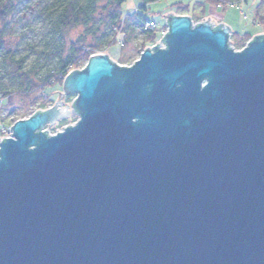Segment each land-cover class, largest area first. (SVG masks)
<instances>
[{"label":"water","instance_id":"water-1","mask_svg":"<svg viewBox=\"0 0 264 264\" xmlns=\"http://www.w3.org/2000/svg\"><path fill=\"white\" fill-rule=\"evenodd\" d=\"M168 26L65 78L76 124L41 132L60 102L0 137V264H264V34Z\"/></svg>","mask_w":264,"mask_h":264},{"label":"rangeland","instance_id":"rangeland-1","mask_svg":"<svg viewBox=\"0 0 264 264\" xmlns=\"http://www.w3.org/2000/svg\"><path fill=\"white\" fill-rule=\"evenodd\" d=\"M229 1L236 4L225 5L223 1L214 3L210 0H160L158 2L127 0L122 8L124 15L133 14L134 16V13L140 10L146 20L155 23V28L151 32L153 36L150 35L151 40H148L143 33L140 23L134 21L139 17L126 20L122 31L116 33L113 29L114 23L108 19L109 11L101 9L98 12L97 23L92 28L95 37L98 38L93 41L91 39L93 36L90 35L87 43L96 45L98 53L103 52L109 55L117 64L132 66L145 50L162 44L169 30L170 16L189 15L193 19L194 26L206 22L229 26L233 32L230 39L231 42L233 41V47L241 51L256 37L264 34V0H248V3H243L241 0ZM53 2L54 0H23L4 28L5 49L0 54V87L13 93V103L9 106L7 100L2 101L0 94V136L2 137L8 136L7 133L15 121L30 118L41 111L40 103L34 105L19 93L21 81L14 75L12 55L16 61L27 57L24 71L29 72L35 69L39 74L38 79L45 80L58 72L60 58L55 57V52L61 41L66 40L68 45L85 34L84 28L68 31L62 35L57 33L53 15H50L48 10ZM260 3L261 8L258 10L257 6ZM104 5L105 1H101L100 7ZM142 7H146V10H142ZM183 11L188 14L182 13ZM112 42L114 43L110 45ZM86 65L87 63L83 64L79 70H84ZM48 94H51V98L45 110H50L56 103L63 102V109L67 108L70 111L69 116L64 114L66 115L64 119L50 126L51 133L56 134L76 124L79 116L73 115V104L77 96H65L63 85L62 88L54 85ZM34 99L36 97L32 100ZM52 101H55V104Z\"/></svg>","mask_w":264,"mask_h":264},{"label":"trees","instance_id":"trees-1","mask_svg":"<svg viewBox=\"0 0 264 264\" xmlns=\"http://www.w3.org/2000/svg\"><path fill=\"white\" fill-rule=\"evenodd\" d=\"M105 1V5L100 7V2ZM148 2H158L160 0H147ZM211 2L223 1L225 5H234L236 3L229 0H210ZM243 3H248V0H241ZM263 1V0H261ZM23 0H0V54L5 49L4 28L7 26L11 17L17 11L19 5ZM127 0H54L52 5L48 7L49 14L53 15L54 26L57 29V33L61 35L78 28H84L85 34H82L76 41H71L68 45L66 40H62L61 44L57 47L55 57L60 58L58 72L45 80L38 79L37 70L33 69L29 72L24 71V65L27 57L22 60H15L12 55L13 72L17 79L21 81L19 92L25 99L30 100L32 104L37 105L40 103V110H45L46 105L50 100L51 94H48L51 87L54 85L62 88L65 78L73 71H77L85 63H88L91 56L98 53V47L96 45L88 44V36H93L91 39L96 41L98 37L92 31V28L97 23L98 12L102 10L109 11L108 19L114 23L113 29L116 33H119L123 29V24L126 20L132 18L138 21L143 29V33L148 40L153 33L147 32L144 29L147 20L141 15V12H135L134 16L124 15L122 12L123 6ZM240 2V1H239ZM261 3L257 6L259 10ZM111 9V10H110ZM142 10H146V7H142ZM261 18V17H260ZM193 20V19H192ZM264 20V18H263ZM247 36L252 34H246ZM260 37H256L253 41ZM114 42L110 43L113 44ZM233 45V41L231 42ZM1 99L7 100L8 105L13 103V93L4 87H0ZM33 97L36 99L32 100ZM55 104V101H52Z\"/></svg>","mask_w":264,"mask_h":264},{"label":"bare ground","instance_id":"bare-ground-1","mask_svg":"<svg viewBox=\"0 0 264 264\" xmlns=\"http://www.w3.org/2000/svg\"><path fill=\"white\" fill-rule=\"evenodd\" d=\"M139 11H140V10H137L136 12H139ZM182 13L188 14V13H186V12H184V11H183ZM177 16H179V15H177ZM188 16H189V15H188ZM191 20H192V18H191ZM150 23L155 24L154 22H152V21H150V20H147V22L145 23L144 29H145V31L151 33V32H152V29H149V28L147 27V25L150 24ZM168 27H169V26H168ZM168 33H169V30H168ZM168 33H167V35H168ZM232 34H233V32L231 33L230 39H231V37H232ZM167 35H166V36H167ZM166 36H165V37H166ZM163 46H165V44H163ZM165 47H166V46H165ZM236 51H237V50H236ZM101 54H105V53H103V52H102V53H98V54L95 53V54H93L91 57H93V56H95V55H101ZM90 59H91V58H90ZM89 61H90V60H89ZM89 61H88V63H89ZM88 63H87V65H88ZM115 63H116V62H115ZM87 65H86V67H87ZM118 65H119V64H118ZM133 65H134V64H133ZM127 67H130V66H127ZM41 111H43V110H41ZM34 115H35V114H34ZM32 117H33V116H32ZM32 117H30V118H32ZM30 118H26V119H23V120H28V119H30ZM20 120H21V119H20ZM20 120H18V121H20ZM16 122H17V121H15L14 124H15ZM14 124H13V125L11 126V128H10L11 130H12ZM48 127H50V126L47 125L45 128H48ZM45 128H44V129H45ZM61 131H62V130L58 131L57 133H59V132H61ZM41 132H44V131L42 130ZM12 133H13V132H12ZM49 135H50V136H53V135H55V134H53V135H52V134H49ZM6 139H8V138H6ZM4 140H5V139H4Z\"/></svg>","mask_w":264,"mask_h":264},{"label":"built area","instance_id":"built-area-1","mask_svg":"<svg viewBox=\"0 0 264 264\" xmlns=\"http://www.w3.org/2000/svg\"><path fill=\"white\" fill-rule=\"evenodd\" d=\"M147 27H148L149 29H152V30H153V29L155 28V24L150 23V24L147 25ZM231 47L234 49V47H233L232 44H231ZM162 48H165V46H163ZM43 131H44V132H47L48 134H52V133H51V128H50V127L43 129ZM7 135H8V136H5V137L0 136V137L2 138V140L6 139V138H10V136L12 135V130H11V129H10V131L7 133ZM52 135H53V134H52Z\"/></svg>","mask_w":264,"mask_h":264}]
</instances>
